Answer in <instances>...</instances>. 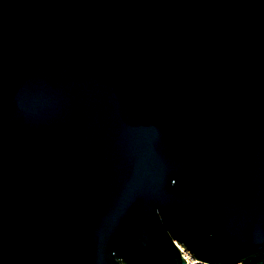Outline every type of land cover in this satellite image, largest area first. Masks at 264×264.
<instances>
[{"label": "water", "instance_id": "1", "mask_svg": "<svg viewBox=\"0 0 264 264\" xmlns=\"http://www.w3.org/2000/svg\"><path fill=\"white\" fill-rule=\"evenodd\" d=\"M264 264V0H0V264Z\"/></svg>", "mask_w": 264, "mask_h": 264}, {"label": "built area", "instance_id": "2", "mask_svg": "<svg viewBox=\"0 0 264 264\" xmlns=\"http://www.w3.org/2000/svg\"><path fill=\"white\" fill-rule=\"evenodd\" d=\"M182 249V253L185 257L186 263L185 264H216L210 261H206V260H202L199 259L197 257H195L194 255H192L189 251ZM186 252H188V255L186 254ZM229 264H239V263H229Z\"/></svg>", "mask_w": 264, "mask_h": 264}, {"label": "bare ground", "instance_id": "3", "mask_svg": "<svg viewBox=\"0 0 264 264\" xmlns=\"http://www.w3.org/2000/svg\"><path fill=\"white\" fill-rule=\"evenodd\" d=\"M186 254L188 255V252H186Z\"/></svg>", "mask_w": 264, "mask_h": 264}]
</instances>
